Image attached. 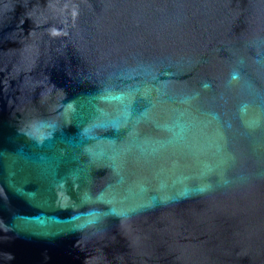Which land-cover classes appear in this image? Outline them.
Here are the masks:
<instances>
[{
	"label": "water",
	"instance_id": "95a60500",
	"mask_svg": "<svg viewBox=\"0 0 264 264\" xmlns=\"http://www.w3.org/2000/svg\"><path fill=\"white\" fill-rule=\"evenodd\" d=\"M0 264H264V0H0Z\"/></svg>",
	"mask_w": 264,
	"mask_h": 264
}]
</instances>
